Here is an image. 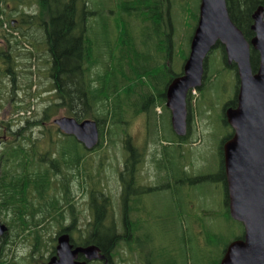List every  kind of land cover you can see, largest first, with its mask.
Segmentation results:
<instances>
[{"label":"trees","instance_id":"trees-1","mask_svg":"<svg viewBox=\"0 0 264 264\" xmlns=\"http://www.w3.org/2000/svg\"><path fill=\"white\" fill-rule=\"evenodd\" d=\"M11 1H18L15 3H19V6L24 2V0H0V38L3 39L2 41L6 39V43L8 41L9 43L13 42L11 40L13 33L9 31L10 34H7L8 30L5 28L10 29L13 25L12 18L14 17L7 13ZM120 2H122L120 10L123 15L118 17L116 21L118 37L114 41L107 39L100 44L90 35L93 28L90 24L92 10L87 4V0H40L38 16H23L24 24L39 26L43 30L45 36L40 40L41 42L44 40L46 43L51 57L50 87L46 91L38 90L35 94L30 92L28 97L34 99L36 96L39 99L44 98V94L49 93L47 95H52L53 99L48 96L51 102H48V106L41 113H38L37 117L31 116L36 111L35 103L31 100L17 110L22 115L21 119L26 118V120L21 128L15 131L16 133L10 134L12 137H19L20 140L9 141L3 151L0 152V215L9 220L16 238L21 237V239L26 240L25 238L28 236L32 237L30 242L36 250H41L42 245L45 244V240L41 236L50 224L54 223L62 229L65 227L63 202L69 203L73 196L71 187L75 184V182L70 183L68 181V185L71 184L69 188L66 186L65 180L70 179L71 176H76V180H78V176H83L85 185H87L85 192H90L94 204L97 203L96 214L88 223V227L82 230L77 228L79 238L86 237L85 243L99 245L107 253L115 250L122 240L115 233L117 222L106 218L107 209L105 207L111 198H106L104 192L100 190L99 186L102 185L100 181L93 183L94 175L86 162V156L91 151L86 150L74 136L63 134L54 123L58 130L57 133L63 135L58 134V140L53 138L54 126L46 125L51 123L63 109L66 110L69 117H73L79 122L86 119L97 122L101 138L99 148L105 147L106 126H108L109 146H114L122 133L126 134L123 142L128 148L124 147V149L129 151L124 164L125 171L123 170L121 175L132 178V181L126 182L125 185L126 200L136 201L135 195L129 190L132 185L136 184L134 177L138 162L135 158L140 151L144 155L147 154L146 145L144 148H134L131 145L133 136L127 130L131 118H135V115L138 116L140 112L144 113L151 109L147 116L149 118V136L153 141L151 143L156 145L155 152H153L155 167L160 161L163 164H168V169H170L177 160L174 159L176 152L171 153L168 145L162 142H166L165 139H169L168 141H172L178 146L184 143L191 144L189 131L186 136L180 137L169 126L166 131L160 133V122L166 121L164 114L157 115L158 112L155 109L156 106L163 104L160 95L157 104L149 101L146 103L148 104L147 109L144 108V110L141 107L136 108L137 103L135 102L136 95L139 94L141 98L144 97V100L150 98L147 96L148 94L143 95L141 90L151 89L152 86L154 90L160 93L163 91H161L160 85L164 80L167 83L181 75L179 73L169 76L167 72L171 68H166L159 62V56H162V53H164L165 59L173 60L174 26L172 10L178 0H169L165 7L169 10L168 16L164 15V10L161 8L162 0H120ZM227 6L231 19L243 31L245 37L248 40L253 38L252 14L260 6L264 7V0H227ZM182 10H184L183 4ZM135 20H140L143 26L148 28L147 34L140 40L144 46L149 44L151 38L159 41V39L168 37L170 40V46L167 49L162 47L160 42V45L155 49V54L150 55L152 66H147V61H141V58L144 59L147 55L140 52L137 38L133 35V21ZM130 22H132L131 25ZM146 24H148L147 27ZM29 30L31 35L34 32L36 34V31ZM104 34H107L105 30ZM165 38L163 40H166ZM217 47H221L223 50L224 64L228 68L236 70L235 64H228L224 48L220 45ZM145 52L147 54V47ZM27 60H29L28 67L32 61L31 52L27 55ZM214 60L217 62L216 59H209V62L205 63L203 85L198 90L199 94L213 89L217 75L222 72V69L219 68L220 59L218 64ZM251 61L253 70L256 72L259 67V55L256 51H252ZM11 67L10 63L6 70L0 67V73L2 76L11 75L12 81L15 82L16 72H11ZM28 71L31 72L32 68ZM32 85L33 83L21 85L19 89H31ZM236 103L237 101H232L224 106H234ZM222 121L228 126L224 115ZM37 127L42 130L41 136L36 139L28 131ZM230 137L231 133L226 136L224 142ZM69 139L73 140L71 145L67 144ZM221 157L220 175L226 190L224 218L227 217L231 222H237L229 212L222 148ZM239 224L242 227V234L236 239H242L244 236L243 226L241 223ZM139 226L133 223L130 228L135 232ZM212 238H217V235ZM126 239L130 250L136 253L137 248L129 244V238L126 237ZM216 264H220V261Z\"/></svg>","mask_w":264,"mask_h":264},{"label":"rangeland","instance_id":"rangeland-1","mask_svg":"<svg viewBox=\"0 0 264 264\" xmlns=\"http://www.w3.org/2000/svg\"><path fill=\"white\" fill-rule=\"evenodd\" d=\"M87 4L93 12L90 18V24L93 26L90 33L91 37L98 40L99 44L107 39L116 40L118 37L117 18L109 12L110 7L114 6L112 0H87ZM182 4L184 10H182ZM27 5L29 4H22L21 10H29L26 8ZM199 7L200 0H178L172 10L174 26L173 60H166L164 53L159 56L160 64L165 66L168 63L171 65V70L167 72L169 76L179 74L183 70L198 23ZM12 19H17V16ZM133 22V35L137 38L139 50L142 54L147 55L144 59L141 58V61H147L148 64L145 63L147 66L151 65L152 58L150 55L155 54V49L160 45L159 43L161 42L162 47L164 46L167 49L170 46V40H168V37H164L166 40H163V38L159 41L151 38L149 44L144 46L140 40L147 34L148 28L146 29L140 20ZM5 28H7V34H9L10 29ZM104 30L107 32L106 35ZM37 36L41 39L44 38L43 30L38 31ZM2 40L0 38V45L1 43L4 45L1 48L6 49V39L5 42ZM166 42H169V44H166ZM43 47L44 52L41 55L43 60L41 59L40 62H35L34 65L32 60L27 67L29 60H24L25 66H14L16 72L15 82L12 81L13 77L11 75L2 76L0 73V104L2 103L0 107V152L6 147L1 141H3L4 130H10L8 124H11V130L17 131L26 120V118L21 119L22 115L17 112L18 108L31 100L35 103L34 107L36 109L31 116L37 117V114L48 106L50 101L48 96L53 99L52 95H47L49 93L44 94V98L39 99L36 96L34 99L28 97L30 92L35 94L38 90L46 91L50 87L49 68L51 57L44 40ZM146 47L147 54L145 52ZM209 59H216L217 62L215 60L214 62L217 64L220 59L219 68L222 69V72L217 75L213 89L202 93L203 95L199 94L197 90L189 100L191 114L189 139H191V144L184 143L178 146V144L164 138L166 142L163 143L168 145L171 153L175 151L178 154H174V159L177 160L170 168L172 171L168 169V164L159 161L158 166L155 167V164L151 162L150 172L154 173L156 179L145 182L146 187L141 190L139 199L142 201L140 204L144 206V212L140 216L138 233H135V236L138 235V241L136 245L132 241L129 243L136 248L139 244L140 252L138 254L134 252L131 256L130 246L123 243L119 244L118 251H126L124 264H216L223 257L224 248L226 247V250L230 242L242 234V227L239 223L231 222L227 217L224 218L226 190L220 175L222 143L230 133L229 126L222 121L223 108L226 103L236 100L238 79L236 70L230 69L224 64L221 47H216L211 52L207 63ZM9 61L7 58L0 57V67L3 70L8 69ZM31 68L32 71H28ZM30 83H33L31 89H19V86L29 85ZM160 88L162 90L166 88V80ZM138 101L139 96L136 95L135 102L138 103ZM162 109L166 121L160 122V133L166 131L170 126L168 112L163 107ZM160 110V108L156 110L159 116H161L159 114ZM130 115H127V117H130ZM64 116H68L65 109L54 118ZM55 119L46 125L54 126ZM41 130L37 127L28 132L37 139L41 136ZM107 130L108 126L105 129V147H98L89 152L90 154L86 156V162L91 172H93V183L100 181L102 183L99 186L100 190L118 196L120 191L119 175L124 170L129 150L124 149V147L128 148L123 142L125 133L118 137L114 146H109ZM127 130L134 139H131L132 147L144 148V145H146L148 158H150L149 155L155 152L156 145L151 142L146 144L144 141L143 124L139 119V115L131 118ZM54 131L53 138L58 140V134H63L57 133L56 126H54ZM6 137L11 138L10 134ZM171 138L175 139L174 137ZM11 140H8L7 143ZM69 140H67V144L71 145L73 140ZM185 166L187 167L185 168ZM85 186V180L80 175L77 183L71 189L74 195L71 203L75 205L76 211L72 213L71 217L77 219L76 228L79 230L85 229L88 227V223L91 222V219L87 217L89 214L87 206L89 193L85 192ZM134 214L136 215V213ZM53 225L54 223L51 227ZM51 227H49L47 233L57 232L56 228L51 229ZM216 235L217 238H215ZM16 253L20 255V253Z\"/></svg>","mask_w":264,"mask_h":264},{"label":"water","instance_id":"water-1","mask_svg":"<svg viewBox=\"0 0 264 264\" xmlns=\"http://www.w3.org/2000/svg\"><path fill=\"white\" fill-rule=\"evenodd\" d=\"M253 38L248 40L230 17L227 0H200L199 19L190 44L183 74L172 80L167 89V107L172 127L179 136L188 132L190 91L201 88L205 62L210 52L221 44L227 61L237 67L239 92L237 106L225 112L234 134L223 144L224 168L231 217L244 227V237L232 241L220 264H264V7L252 15ZM252 51L259 54V67H252ZM59 129L74 136L88 150L100 142L95 120L77 121L64 116L54 120ZM0 227V233L5 231ZM60 262L72 264L68 237L60 240ZM88 259H104L99 248H78ZM79 264V263H78Z\"/></svg>","mask_w":264,"mask_h":264},{"label":"flooded vegetation","instance_id":"flooded-vegetation-1","mask_svg":"<svg viewBox=\"0 0 264 264\" xmlns=\"http://www.w3.org/2000/svg\"><path fill=\"white\" fill-rule=\"evenodd\" d=\"M39 1L40 0H38V2L37 0H24L23 4L25 5L26 3H28L29 5H27L26 8H28L29 10H24L22 12H19L21 11L22 5L19 6V3H15L18 1H11L9 4V9L7 10V13H10L11 17L17 16V19L15 20L12 19L13 25L10 28L11 29L10 31H12L10 33L15 34V36L11 37V40L13 41L12 43H9L8 41L5 44L6 49L1 48L4 46L1 43L0 57L5 58V59L7 58L10 60L9 63L12 66L11 72H15L14 66H18V65H20V67L25 66L24 60H27V55H29L30 52L32 53V60L34 62V65H35V62H40L41 59L43 60V58L41 57L42 53L44 52L43 42H41L40 37L37 36V32L40 31L41 28L39 26H33V25L29 26V24L23 23V16L30 17V16H35L40 13L39 12L40 11ZM112 2L114 6L112 8L110 7L109 12L114 14L113 17L118 18L121 15H123V13H121V10H120V8L122 7V4H121L122 2H120V0H112ZM168 2L169 0H162V3H161V8H163L164 15L166 14V16H168L169 14V10L165 9L166 5H168ZM29 29L36 31V34L34 32L32 33V36H30ZM169 31L171 32V29ZM22 44H24V47H22ZM165 66L166 68L171 67V65L168 63H166ZM171 81L169 80L166 83V88H164L165 92H164V89L163 91L161 89L162 92L159 93L158 91L154 90V87L152 86H151V89L147 88L146 90L144 89L141 90V92H143L142 93L143 95L148 94L147 96H149L150 98L144 100V97L141 98L139 94L138 95L139 101L136 105V108L141 107L143 110L144 108L147 109L148 104L146 103H148L149 101H151V103L155 102V104H157V100L160 95V98L163 99V104L161 106H156L155 109L157 110V108H160L161 110L159 111V113L161 114H164L162 107L167 110L168 116H169L168 121H169L170 127L173 129L172 120H171V112L166 107L167 89ZM225 109H224V112H225ZM150 110L151 109H148L146 112L144 113L140 112L139 114V119L143 124V139L146 142V144L151 142L150 141L151 137L149 136V129H148L149 128V118L147 116V113ZM190 122H191V114H190V109H189L188 130L191 133ZM8 129L10 130L6 129L4 130V133H3L4 137L2 140L4 142L1 141V143L4 144L5 146L7 144V141L10 139H12L10 142H12L13 140L15 141L20 140L19 137H12V136H10L11 138L6 137L9 134L16 133L15 131L11 130V124H8ZM230 133L232 137L233 135L232 129ZM149 156L150 158H148V154L144 155L140 151L139 153H137V156L135 158L138 162V168H136L135 170V177H134L136 184L132 185L129 189L131 190L130 192L133 193V195H135L134 198L137 199L135 203L134 201L125 199L126 182L132 181V178L130 176H122L121 174L119 175L120 191L118 193V196L113 195V194L103 193L106 198H111V201H109L105 207L107 209L106 218L111 219L116 222L117 221L120 222V223L117 222V225H116L117 229L115 233H116V236L118 238H121L122 240L118 243V246L116 247L115 250H113L110 253H107L99 245L85 243L84 240L86 239V237L79 238L78 232L76 231L77 230L76 228L77 219L75 217H71L72 213L76 212L75 205L71 203L72 199L74 198V195H73L72 196L73 198L71 197V200L69 201V203L63 202L64 204L63 210L65 212L64 214H65V221H66L65 227L62 229L55 224L51 227L52 224H50L49 227H51V229L56 228L57 232L47 233L49 230V227H48L45 233H42L41 237L43 238V240H45V244L42 245L41 250H36L33 248L34 245L30 242V240H32L33 238L32 237L30 238V236L25 238L26 240L21 239V237L16 238V234L12 232V228L10 227L9 220L0 215V227L5 226L6 228L5 231L0 233V264H58L60 262L58 248L61 245L60 240L65 236L68 237V242H69L68 244L70 246L69 253H70L72 264H78V263L79 264H96V263L97 264H124L125 263L124 257H125L126 251L124 250L118 251L119 249L118 247L121 245V243L127 245L126 237L129 238L128 240H130V242L132 241L136 245L138 241L137 239L138 235L135 236V233H138V229L134 232L133 229L130 228V225L133 223L140 225V216L144 212V206L143 204H140V202L142 201L139 199V195L142 192L141 190H143V188L146 187L144 184L145 182L156 179L154 176V173L150 172L151 171L150 168L152 166L151 162L154 163L155 159L153 158V154H150ZM68 181H70V183L75 182L76 184L77 182L76 176H71L70 179L65 180L66 186L70 188L71 184L68 185ZM75 184L72 187H74ZM86 193H89V200L87 201V206L89 208V214L87 217L90 218L92 221L93 217L96 214L97 203L94 204V201H93V198L90 192H86ZM134 213H136V215ZM38 219H41V218L38 217ZM74 220H76V222H74ZM74 223L75 225H73ZM92 246H96L99 248V254H103L104 259L90 260L88 259L85 252H79L75 254L74 256V251H76L78 248L88 249ZM122 246L125 247L124 245ZM14 249H15V252H14ZM16 252L20 253V255H18ZM129 252L131 254L134 253L130 249H129ZM138 252H140L139 244L137 245L136 253L138 254ZM140 259H141V256H140Z\"/></svg>","mask_w":264,"mask_h":264},{"label":"bare ground","instance_id":"bare-ground-1","mask_svg":"<svg viewBox=\"0 0 264 264\" xmlns=\"http://www.w3.org/2000/svg\"><path fill=\"white\" fill-rule=\"evenodd\" d=\"M252 15H253V14H252ZM37 16H38V15H37ZM34 44H35V43H34ZM37 44H38V43H37ZM37 44H36V45H37ZM41 44H42V43H41ZM33 47H34V46H33ZM48 51H49V50H48ZM132 67H133V66H132ZM170 83H171V82H170ZM19 133H20V132H19ZM123 237H124V236H123Z\"/></svg>","mask_w":264,"mask_h":264}]
</instances>
